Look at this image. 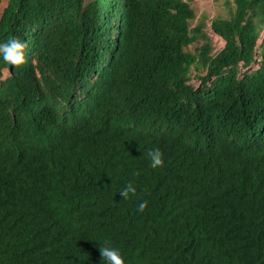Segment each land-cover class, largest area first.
<instances>
[{
	"label": "trees",
	"instance_id": "16d2710c",
	"mask_svg": "<svg viewBox=\"0 0 264 264\" xmlns=\"http://www.w3.org/2000/svg\"><path fill=\"white\" fill-rule=\"evenodd\" d=\"M225 2L214 51L190 0L8 1L0 264H264V0Z\"/></svg>",
	"mask_w": 264,
	"mask_h": 264
},
{
	"label": "clouds",
	"instance_id": "9594fccd",
	"mask_svg": "<svg viewBox=\"0 0 264 264\" xmlns=\"http://www.w3.org/2000/svg\"><path fill=\"white\" fill-rule=\"evenodd\" d=\"M24 48V40L15 36L10 37L7 40L0 41V57L13 65L21 64L25 60ZM148 155L152 167L163 165V152L159 147L151 149ZM120 192L122 193L123 198H127L129 193H136L137 188L132 183H129ZM147 206L148 201L142 200L138 204V209L142 212ZM101 253L103 260H106L107 264H126L125 258L121 254L119 248L105 245L101 247Z\"/></svg>",
	"mask_w": 264,
	"mask_h": 264
},
{
	"label": "rangeland",
	"instance_id": "374dc122",
	"mask_svg": "<svg viewBox=\"0 0 264 264\" xmlns=\"http://www.w3.org/2000/svg\"><path fill=\"white\" fill-rule=\"evenodd\" d=\"M190 1L197 13L196 18L192 21V25L197 24V22L201 20V17L203 15H206L207 16L206 17L207 26L205 30L208 31L211 37L212 45L214 46V51L220 50L224 46L225 40L210 29V23H211V19L215 17L216 15L218 14L225 15L227 7H228L225 0H190ZM7 4H8L7 0H0V16H1V13L4 7ZM263 36H264V30L261 34V37ZM196 45L197 43H194L191 45L190 48L194 50ZM7 74H8V71L6 70L4 75H7ZM193 82L198 83L199 80L194 79Z\"/></svg>",
	"mask_w": 264,
	"mask_h": 264
},
{
	"label": "crops",
	"instance_id": "0c3cea01",
	"mask_svg": "<svg viewBox=\"0 0 264 264\" xmlns=\"http://www.w3.org/2000/svg\"><path fill=\"white\" fill-rule=\"evenodd\" d=\"M9 0H7V2H8Z\"/></svg>",
	"mask_w": 264,
	"mask_h": 264
}]
</instances>
